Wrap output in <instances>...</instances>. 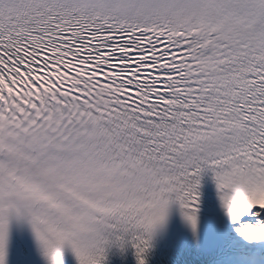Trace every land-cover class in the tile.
Wrapping results in <instances>:
<instances>
[{"label":"snow or ice","instance_id":"snow-or-ice-1","mask_svg":"<svg viewBox=\"0 0 264 264\" xmlns=\"http://www.w3.org/2000/svg\"><path fill=\"white\" fill-rule=\"evenodd\" d=\"M0 264H264V0H0Z\"/></svg>","mask_w":264,"mask_h":264}]
</instances>
